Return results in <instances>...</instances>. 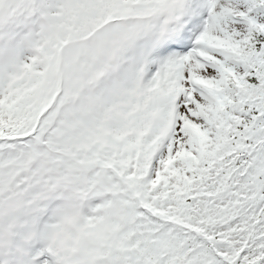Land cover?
Returning a JSON list of instances; mask_svg holds the SVG:
<instances>
[{
    "label": "snow or ice",
    "instance_id": "1",
    "mask_svg": "<svg viewBox=\"0 0 264 264\" xmlns=\"http://www.w3.org/2000/svg\"><path fill=\"white\" fill-rule=\"evenodd\" d=\"M0 264H264V0H0Z\"/></svg>",
    "mask_w": 264,
    "mask_h": 264
}]
</instances>
